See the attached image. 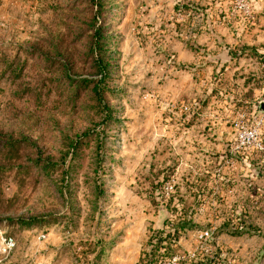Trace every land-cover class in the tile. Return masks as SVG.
Masks as SVG:
<instances>
[{
  "label": "rangeland",
  "instance_id": "rangeland-1",
  "mask_svg": "<svg viewBox=\"0 0 264 264\" xmlns=\"http://www.w3.org/2000/svg\"><path fill=\"white\" fill-rule=\"evenodd\" d=\"M261 56L264 0H0L4 264H215L243 234L263 255V154H231Z\"/></svg>",
  "mask_w": 264,
  "mask_h": 264
},
{
  "label": "built area",
  "instance_id": "built-area-1",
  "mask_svg": "<svg viewBox=\"0 0 264 264\" xmlns=\"http://www.w3.org/2000/svg\"><path fill=\"white\" fill-rule=\"evenodd\" d=\"M264 104V102L260 103V106ZM199 104L194 105V109L189 106V113L193 110H198ZM187 111L188 108H185ZM264 114V112H262ZM249 122V121H247ZM264 126V120L262 118H258L256 121L251 123V125H246L244 120L234 122V131L235 135V145L231 148V154L244 152L248 155L253 153L263 154L264 158V143L261 140V131ZM223 168L220 169L219 179H223L222 173ZM174 190V186L169 183L165 186V191L168 195L172 194ZM45 236L40 237V240ZM214 240V232L206 231L200 232L198 235V241L203 245V248L206 246L207 250L210 252L212 250V241ZM205 245V246H204ZM211 245V246H210ZM17 249V241L16 239L9 235L6 230L0 229V264H4L6 260H8L14 251ZM191 257H194L191 256ZM161 264H183V258L181 256H173L170 259L162 262ZM215 264H237L235 261H232L230 258H225L220 256L217 259Z\"/></svg>",
  "mask_w": 264,
  "mask_h": 264
},
{
  "label": "crops",
  "instance_id": "crops-1",
  "mask_svg": "<svg viewBox=\"0 0 264 264\" xmlns=\"http://www.w3.org/2000/svg\"><path fill=\"white\" fill-rule=\"evenodd\" d=\"M247 164V170H245V172L250 169V163L248 162ZM260 165L264 167V162H261ZM246 175L247 174H244L243 176ZM243 176H236L235 178L237 179ZM262 214L264 215V213ZM253 240L254 239H251L250 236L244 234L242 236L222 235L218 237V251L221 257H224L225 253H227L229 256L228 258L234 259L237 264H264V254H255L261 252V249L255 250L252 248L250 250V243H252ZM221 253H223V255Z\"/></svg>",
  "mask_w": 264,
  "mask_h": 264
},
{
  "label": "water",
  "instance_id": "water-1",
  "mask_svg": "<svg viewBox=\"0 0 264 264\" xmlns=\"http://www.w3.org/2000/svg\"><path fill=\"white\" fill-rule=\"evenodd\" d=\"M260 111H261V112H264V104H262V105L260 106Z\"/></svg>",
  "mask_w": 264,
  "mask_h": 264
},
{
  "label": "trees",
  "instance_id": "trees-1",
  "mask_svg": "<svg viewBox=\"0 0 264 264\" xmlns=\"http://www.w3.org/2000/svg\"><path fill=\"white\" fill-rule=\"evenodd\" d=\"M264 59V56H261Z\"/></svg>",
  "mask_w": 264,
  "mask_h": 264
}]
</instances>
